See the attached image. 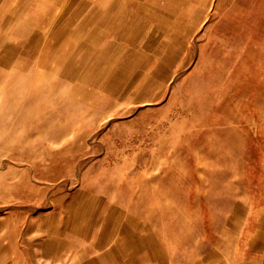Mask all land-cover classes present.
Here are the masks:
<instances>
[{"label": "rangeland", "instance_id": "rangeland-1", "mask_svg": "<svg viewBox=\"0 0 264 264\" xmlns=\"http://www.w3.org/2000/svg\"><path fill=\"white\" fill-rule=\"evenodd\" d=\"M203 14L179 31L190 38H178L162 81V61L144 65L137 54L120 71L96 64L106 78L79 80L76 93L24 77V63L0 65V222L52 211L79 187L144 180L178 190L182 225L193 212L194 225L204 211L231 225L240 216L264 258V0H209Z\"/></svg>", "mask_w": 264, "mask_h": 264}, {"label": "crops", "instance_id": "crops-1", "mask_svg": "<svg viewBox=\"0 0 264 264\" xmlns=\"http://www.w3.org/2000/svg\"><path fill=\"white\" fill-rule=\"evenodd\" d=\"M208 1L0 0V65L14 69L12 65L24 63V77L47 80L49 88L57 80L60 89L62 84L76 93L82 88L79 80L106 78L92 73L96 64H102L99 70L118 65L120 71L119 64L134 62L137 54L144 65L162 61L157 77L162 81L177 62L178 38H190L178 36V16L188 23ZM147 9L155 14L148 28ZM171 27L177 36L163 48L171 45L174 52L166 58L155 50L159 57L153 59L148 45L158 47L161 29ZM111 182L61 195L49 212L7 215L0 222V264H264L258 238L241 229L240 216L231 225V216L213 210L206 217L204 211L202 222L194 225L193 212L191 222L182 225L176 220L177 189H163L161 183L148 189L144 180L136 187L115 188L119 184ZM191 195L185 193L187 207Z\"/></svg>", "mask_w": 264, "mask_h": 264}, {"label": "bare ground", "instance_id": "bare-ground-1", "mask_svg": "<svg viewBox=\"0 0 264 264\" xmlns=\"http://www.w3.org/2000/svg\"><path fill=\"white\" fill-rule=\"evenodd\" d=\"M127 1V0H126ZM198 1V0H197ZM207 2V1H206ZM237 3V2H236ZM222 4V3H221ZM220 4V5H221ZM124 5H125V3H124ZM215 5V4H214ZM137 6V5H136ZM211 8V7H210ZM216 8V7H215ZM129 9H131V8H129ZM204 9V8H203ZM125 10V9H124ZM205 10V9H204ZM210 10V9H209ZM131 11V10H130ZM134 12V11H133ZM146 16H145V19H146V25L148 24V23H151V24H153V22H151L154 18H155V14L154 13H150L149 12V9H147L146 10ZM204 12H202L201 14H203ZM229 15V14H228ZM127 16H128V14H127ZM203 16H204V14H203ZM130 17H131V14H130ZM182 16H178V18H181ZM227 17V16H226ZM137 18V17H136ZM191 18H192V15H190V17H189V20H190V22H191ZM149 19L151 20V21H149ZM176 19V18H175ZM182 21V23H183V20H181ZM185 22V21H184ZM190 22H188V23H190ZM221 22H223V20L221 21ZM116 23V22H115ZM162 23H164V22H162ZM170 23H171V21H166L165 22V24H167V25H170ZM181 22H179L178 21V23H177V25H175L180 31H182V30H185V31H187V27H186V25H187V23L186 24H182ZM224 23H226V22H224ZM179 24H182V25H184V26H179ZM219 24V23H218ZM217 24V25H218ZM133 25V24H132ZM223 26V25H222ZM147 28H148V25H147ZM151 29V31H150V35H151V37L153 36L154 37V31L152 30V27H149V30ZM195 29V28H194ZM166 30H168V29H166V28H164L163 30L161 29V31H160V33L162 34V32H165ZM200 31V30H199ZM186 34V33H185ZM175 36H177V34H176V32H175V34H174V37ZM178 36H179V34H178ZM190 36V35H189ZM194 37V36H193ZM148 39V38H147ZM152 39V38H151ZM155 40H157V39H155V37H154V41ZM161 40H162V38H161ZM172 40V39H171ZM170 40V37H166V39H163L162 41H163V43H161V44H159V46H162V48H163V46H164V44H166L167 42H170L171 41ZM186 40V39H185ZM115 42H116V40H115ZM147 43H148V41H147ZM159 46L158 47H155L156 49H154V46H152L151 44L150 45H148V47H147V50L148 51H150L153 55H154V57H159V55H155V50H157V51H159L161 48H159ZM116 49V48H115ZM154 49V51L152 52V50ZM152 55V56H153ZM7 63V62H6ZM114 63V66H115V63H119V61H114L113 62ZM149 63V62H148ZM147 63V64H148ZM5 66H6V64H4ZM152 70H155L154 68H152ZM156 79H159V78H156ZM100 80V79H99ZM101 81V80H100ZM99 83V82H98ZM159 85H161V83L159 84ZM168 88H169V86H168ZM146 104H147V102H146ZM79 144V143H78ZM12 214V213H11ZM14 215V214H13ZM29 223V222H28ZM6 224H7V222H6ZM27 224V223H26ZM28 225V224H27ZM26 225V226H27ZM26 226H25V228H26ZM26 241V240H25ZM20 245V244H19Z\"/></svg>", "mask_w": 264, "mask_h": 264}]
</instances>
